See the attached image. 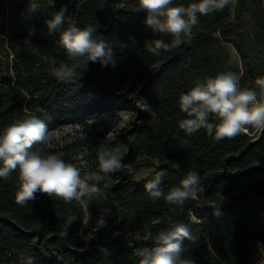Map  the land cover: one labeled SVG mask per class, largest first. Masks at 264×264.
Masks as SVG:
<instances>
[{
	"label": "trees",
	"instance_id": "1",
	"mask_svg": "<svg viewBox=\"0 0 264 264\" xmlns=\"http://www.w3.org/2000/svg\"><path fill=\"white\" fill-rule=\"evenodd\" d=\"M192 2L174 0L185 6ZM39 3V11L28 13V0H0L8 15L0 26L5 33L0 43L12 56L0 72V132L26 115L38 116L53 133L125 111L129 123L110 137L95 131L37 147L92 170L101 143L123 144L128 151L122 168L100 184L105 196L88 207L42 193L21 206L15 201L17 173L0 179V264H27L30 257L35 264H139L138 250L154 247L158 234L176 222L198 237L196 244L184 242L183 256L195 264L259 262L264 253V131L255 139L240 133L216 141L203 129L187 136L178 126L185 118L178 97L197 79L220 72L237 73L242 88L255 86V78L264 75V0H236L222 12L199 17L179 47L159 56L148 51L147 42L170 43L172 37L146 28V14L136 10L138 0ZM62 5L68 6V22L96 27L115 47V64L89 61L74 83L52 75L51 58L71 64L56 42L58 34L47 35L45 24ZM5 25L10 31H2ZM22 40L27 46L13 45ZM143 169L153 172L136 182ZM162 169L165 193L189 170L200 174L205 191L182 207L153 200L144 184ZM102 209L110 214L106 227L95 232Z\"/></svg>",
	"mask_w": 264,
	"mask_h": 264
},
{
	"label": "clouds",
	"instance_id": "2",
	"mask_svg": "<svg viewBox=\"0 0 264 264\" xmlns=\"http://www.w3.org/2000/svg\"><path fill=\"white\" fill-rule=\"evenodd\" d=\"M235 2L195 0L185 6L175 4L174 0H138L136 10L146 14V28L154 35L172 37L170 43L163 39L149 40L148 51L159 56L161 51L169 52L179 47L199 23V17L222 12ZM39 9V0H28V13ZM67 12L68 6L62 5L51 13L45 24L47 35L58 34L56 42L71 61V64L63 61L57 64L56 58H51L52 75L61 82L74 83L77 71L83 69V73L86 72L89 61L98 62L102 67L115 64V47L98 33L96 27H79L75 21L68 22ZM240 79L231 71L197 79L193 87L178 97L179 110L185 114L178 123L179 128L187 136L203 129L216 141L233 139L249 128L264 131V75L254 81L259 95L254 88H242ZM52 140V132L36 115L18 118L0 132V179L7 180L13 172L17 173L16 203L27 205L37 193H42L65 203L76 201L88 207L94 199L104 197L100 184L110 180L111 174L122 168V159L128 148L123 144L109 146L101 143L96 152L97 168L92 170L66 162L60 155L37 147L49 145ZM166 175V170L162 169L144 184L153 200L163 198L169 204L182 207L187 200L195 199L198 193L205 191L200 174L189 170L178 186L165 193L160 186ZM109 214L108 209H102L95 223V232L106 227L105 217ZM91 238L92 233H89L87 239ZM185 240L196 244L198 237L182 222L170 224L167 230L158 234L154 247L138 250L139 264H195L193 259L183 256ZM27 264H35V258L30 257Z\"/></svg>",
	"mask_w": 264,
	"mask_h": 264
},
{
	"label": "rangeland",
	"instance_id": "3",
	"mask_svg": "<svg viewBox=\"0 0 264 264\" xmlns=\"http://www.w3.org/2000/svg\"><path fill=\"white\" fill-rule=\"evenodd\" d=\"M8 18L6 10L2 9L0 7V26L2 27V23ZM0 27V28H1ZM10 25H5L2 28V31H10ZM5 36L4 32L0 31V38H3ZM28 40H22L18 42H13V45L18 48L20 46H27ZM6 43L1 44L0 43V72H4L8 69L10 65V61L12 59V56L8 53V51L5 49ZM252 88L255 89V86ZM259 95V90L255 89ZM130 120V114L125 111H114L112 113L101 115L100 117H96L92 119V121H89L88 125L81 128L78 126H68L65 128H62L58 131H55L52 133L53 135V143H59L61 144L64 142V140L70 142L73 140V138H78L84 136L85 133L89 132H100L105 134L107 137H110L113 135V133L119 129H123ZM242 134H246L247 136L251 137L252 139H255L259 136L260 131L255 130L253 128H249L247 132H241ZM152 170L150 169H143L136 177L135 181L140 182L141 180L147 179L151 176ZM256 264H264V253H262V257L259 262Z\"/></svg>",
	"mask_w": 264,
	"mask_h": 264
}]
</instances>
